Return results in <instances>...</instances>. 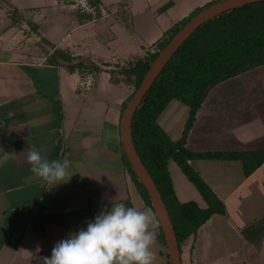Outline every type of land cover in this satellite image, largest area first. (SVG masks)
Instances as JSON below:
<instances>
[{"label": "crops", "instance_id": "crops-1", "mask_svg": "<svg viewBox=\"0 0 264 264\" xmlns=\"http://www.w3.org/2000/svg\"><path fill=\"white\" fill-rule=\"evenodd\" d=\"M98 1L105 17L89 22L59 0H0V158L9 157L0 166V264H45L55 242L112 200L150 207L122 145L121 117L133 86L117 70L153 52L167 30L216 0ZM55 49L100 70L70 71L51 61ZM188 115V105L171 99L157 123L177 140ZM184 145L194 152L264 148V65L210 87ZM30 148L50 160L69 159L74 174L48 188L30 170ZM189 164L225 213H213L181 243L182 264H264V227L243 232L264 215V161L247 176L238 159ZM168 170L179 201L206 206L175 161ZM157 222L153 264H170Z\"/></svg>", "mask_w": 264, "mask_h": 264}, {"label": "trees", "instance_id": "trees-1", "mask_svg": "<svg viewBox=\"0 0 264 264\" xmlns=\"http://www.w3.org/2000/svg\"><path fill=\"white\" fill-rule=\"evenodd\" d=\"M213 2L196 8L178 25L167 30L153 52H149L142 59L120 66L118 73L133 86L127 104L151 61L173 34L194 14ZM57 60L64 62L70 71L76 67L82 73L100 70L99 66L90 62L82 60L75 62L68 52L60 49H55L51 56V61ZM258 65H264V1L248 3L222 12L196 29L167 62L134 113L131 126L133 141L139 157L165 202L179 248L185 239L196 234L198 228L213 213H225L224 203L191 167L189 160L238 159L242 162L243 173L246 176L264 161V148L251 151L194 152L184 145L195 114L210 87ZM171 99H177L189 107L183 134L177 140H172L157 123L158 115ZM169 160L175 161L197 188L206 202L205 207L198 206L192 200L181 202L176 198L168 170ZM129 168L148 206L152 207L145 189L130 165ZM157 225L164 243L158 222ZM263 227L264 215L243 232L247 236L248 231L256 233L254 230L262 231Z\"/></svg>", "mask_w": 264, "mask_h": 264}, {"label": "clouds", "instance_id": "clouds-1", "mask_svg": "<svg viewBox=\"0 0 264 264\" xmlns=\"http://www.w3.org/2000/svg\"><path fill=\"white\" fill-rule=\"evenodd\" d=\"M8 159L0 158V166ZM27 162L31 172L48 188L67 182L74 174L69 172V159L50 160L34 148L29 149ZM155 223L151 207L139 209L112 200L110 207H102L85 227L55 242L45 264H153Z\"/></svg>", "mask_w": 264, "mask_h": 264}, {"label": "water", "instance_id": "water-1", "mask_svg": "<svg viewBox=\"0 0 264 264\" xmlns=\"http://www.w3.org/2000/svg\"><path fill=\"white\" fill-rule=\"evenodd\" d=\"M264 0H217L194 14L169 39L165 46L151 61L139 86L134 91L121 117V140L128 163L138 181L145 189L163 234L170 264H182L180 248L170 215L159 189L149 171L139 157L131 132L132 119L144 95L150 90L157 76L179 49L181 44L202 24L218 14L235 9L248 3Z\"/></svg>", "mask_w": 264, "mask_h": 264}, {"label": "built area", "instance_id": "built-area-1", "mask_svg": "<svg viewBox=\"0 0 264 264\" xmlns=\"http://www.w3.org/2000/svg\"><path fill=\"white\" fill-rule=\"evenodd\" d=\"M59 4L73 8L89 22H95L105 17L101 13V5L98 0H59Z\"/></svg>", "mask_w": 264, "mask_h": 264}, {"label": "rangeland", "instance_id": "rangeland-1", "mask_svg": "<svg viewBox=\"0 0 264 264\" xmlns=\"http://www.w3.org/2000/svg\"><path fill=\"white\" fill-rule=\"evenodd\" d=\"M133 88V87H132Z\"/></svg>", "mask_w": 264, "mask_h": 264}]
</instances>
